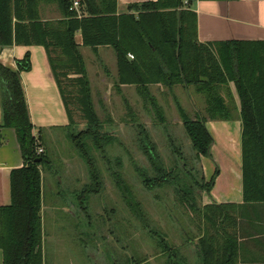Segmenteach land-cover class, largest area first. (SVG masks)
<instances>
[{
	"label": "trees",
	"instance_id": "1",
	"mask_svg": "<svg viewBox=\"0 0 264 264\" xmlns=\"http://www.w3.org/2000/svg\"><path fill=\"white\" fill-rule=\"evenodd\" d=\"M44 1L48 0H0V46L37 44L47 49L70 117L67 128L74 125L75 120L63 90L69 93L72 87H77L75 98L89 126L76 134L71 133L70 137L86 160L91 177V184L84 187L79 197L87 199L86 193L97 191L95 186L101 182L88 141L104 149L111 138L108 133L101 132L102 121L94 107L85 58L76 41L78 32L82 34L83 45L97 54L101 46H111L115 50L117 87L135 85L161 121L165 120L163 108L151 91L152 85H165L170 90L178 84L188 89L194 87L206 97L204 112L211 119L232 120L239 116L242 121L243 204H212L201 209L195 203L191 185L180 186V172L189 174L196 179V185L210 191L219 170L209 181L204 182V177L197 180L187 162H183L181 150L173 140L180 160L177 165L183 163V170L181 167L179 170L168 168L161 161L150 132L138 123L141 147L156 170V175L150 176L145 169L138 168L142 182L149 189L178 184L176 192L181 199L189 202L207 224L200 238L199 264H238V240L224 228L225 221L230 220L224 212L238 207L244 211L248 205L264 208V41L200 42L193 0L188 3L185 0L135 2L122 11L118 0H79L78 8L72 7L75 0H49L57 3L63 12L59 19L43 18L41 3ZM17 64L18 68L12 69L0 62L1 126L15 128L25 160L22 167L11 172V203L0 206V249L4 264H45L43 170L51 163V157L45 151L37 154L38 146L44 144L42 137L37 140L34 134L35 126L21 79V72L31 69L30 52ZM72 73L77 77L73 78ZM231 82L241 102L239 110L233 100ZM177 104L196 157H210L214 137L207 127L206 114L198 112L197 118L192 119L184 106L180 102ZM38 158L42 160L37 161ZM114 174L136 218L166 255L165 263L186 264V258L179 257V251L171 246L167 235L152 225L120 171ZM210 228H215V233H210ZM216 234L225 238L224 242L220 243ZM132 262L141 264L134 255Z\"/></svg>",
	"mask_w": 264,
	"mask_h": 264
},
{
	"label": "rangeland",
	"instance_id": "2",
	"mask_svg": "<svg viewBox=\"0 0 264 264\" xmlns=\"http://www.w3.org/2000/svg\"><path fill=\"white\" fill-rule=\"evenodd\" d=\"M55 6L57 14L63 16L58 4ZM82 53L94 107L102 121L101 132L108 133L111 141L104 149L95 147L92 140L88 141L97 161L101 182L93 185L97 191L86 193L88 196L87 199L83 196L84 200L79 195L86 185L91 184L90 170L73 144L70 134L87 129L89 124L81 104L75 98L78 95L76 86L72 90L69 87V93L68 90H63L75 124L69 128L57 127L49 136L46 130L41 135L34 131L37 140L43 134V147L51 157V163L43 170L45 264H134L133 255L141 264H166V255L149 237L147 229L136 218L123 191L117 185L115 171H120L152 225L167 235L171 246L179 251V257L186 258L188 264H199L200 238L205 234L207 224L189 202L181 199V195L176 192L178 184L149 189L142 182L138 168L145 169L150 176H155L156 170L141 147L138 123L145 125L150 132L157 153L168 168L176 167L179 170L183 165H177L180 160L174 151L173 140L181 150L183 162H187V167L193 171L197 180L201 181L204 177V182L209 181L216 170H219L210 191L196 185V179H192L189 174L180 172V186L191 185L199 209L206 205L225 204V189L218 183L224 164L217 157L224 161L228 160L229 154L216 150L214 155L211 151L210 157L202 156L198 159L177 104L180 102L189 116L196 119L198 112L205 113L206 97L194 87L188 89L181 84L176 85L173 90L165 85H152L151 91L163 108L165 120L161 121L153 106L145 103L135 85H122L120 89L117 87L116 52L109 55L107 53V57H104L105 54H97L87 46ZM72 75L73 78L77 77L74 73ZM230 87L236 93L233 82ZM234 95L233 93L235 101ZM237 108L239 110L238 104ZM206 117L209 119L208 114ZM236 156L239 157V154H232L233 158ZM240 189L243 191L242 181L241 185H237V192L240 193ZM254 209L264 208L255 205ZM227 210L236 215V212L242 211L240 207ZM64 211H74L75 214H70L72 217H54ZM223 225L230 235L237 233V227L226 226V223ZM215 231V228H210V233ZM216 237L220 243L224 242L225 238L222 236L216 234Z\"/></svg>",
	"mask_w": 264,
	"mask_h": 264
},
{
	"label": "crops",
	"instance_id": "3",
	"mask_svg": "<svg viewBox=\"0 0 264 264\" xmlns=\"http://www.w3.org/2000/svg\"><path fill=\"white\" fill-rule=\"evenodd\" d=\"M143 1L149 0H118V3L122 11L130 3ZM56 4L49 0L41 3L44 19L63 17L57 14ZM192 7L198 14V38L202 43L264 41V0H195ZM76 41L83 52L87 46L83 45L80 32L76 34ZM27 52L31 54V69L21 72V79L31 121L35 126L34 131L41 135V132L46 130L49 136L57 127L67 128L70 117L47 49L37 44L0 46V62L17 69L18 60ZM99 52L105 54L104 57H107V53L115 54L111 46H101ZM233 93L240 109L241 102L237 91L235 93L233 89ZM2 123L3 108L0 95V206L11 203V172L25 163L17 131L15 128L2 127ZM207 127L214 137L211 150L213 155L216 150L229 154L228 160L223 161V158L217 157L224 164L218 183L224 186L225 203L241 205L243 191L240 189L239 193L236 188L238 184L241 185V181L243 184L242 121L239 117L232 120L209 118ZM41 137L44 139L43 134ZM233 153L239 154V157L233 158ZM224 213L230 218L225 221L226 226L237 227L235 235L238 240L239 264H264V209H254V206L248 205L247 210L236 212L238 215L230 210ZM58 214L54 217H70V214L73 216L75 213L64 211ZM0 264H4L1 249Z\"/></svg>",
	"mask_w": 264,
	"mask_h": 264
},
{
	"label": "built area",
	"instance_id": "4",
	"mask_svg": "<svg viewBox=\"0 0 264 264\" xmlns=\"http://www.w3.org/2000/svg\"><path fill=\"white\" fill-rule=\"evenodd\" d=\"M185 2L188 3L189 0H185ZM79 5H80L79 0H75V1H74V4H73L72 7H73V8H78ZM129 56H130L131 58H134V55L131 54V53L129 54ZM44 151H45V149H44V147H43L42 145L38 146V148H37V154L44 153Z\"/></svg>",
	"mask_w": 264,
	"mask_h": 264
},
{
	"label": "water",
	"instance_id": "5",
	"mask_svg": "<svg viewBox=\"0 0 264 264\" xmlns=\"http://www.w3.org/2000/svg\"><path fill=\"white\" fill-rule=\"evenodd\" d=\"M193 1H195V0H193ZM0 95H1V94H0ZM41 160H42V158H38V159H37V161H41Z\"/></svg>",
	"mask_w": 264,
	"mask_h": 264
}]
</instances>
